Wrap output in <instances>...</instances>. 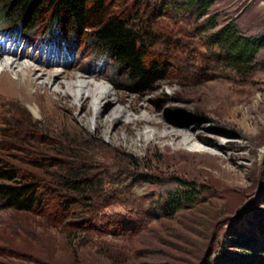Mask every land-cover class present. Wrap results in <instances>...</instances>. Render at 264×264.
<instances>
[{
    "label": "rangeland",
    "instance_id": "obj_1",
    "mask_svg": "<svg viewBox=\"0 0 264 264\" xmlns=\"http://www.w3.org/2000/svg\"><path fill=\"white\" fill-rule=\"evenodd\" d=\"M123 1L112 0V12L146 8ZM211 14L215 31L233 23L245 36L264 38V0H215ZM159 21L167 34L149 52L166 77L140 90L84 41L60 36L58 44L46 25L30 31L0 18L3 51L45 71L102 72L104 90L136 98L163 124L196 137L195 151L148 146L132 153L102 137L94 119L87 127L75 122L65 98L42 94L35 116L24 95L0 89V161L53 192L65 170L85 174L81 195L55 193L47 210L66 201L72 210H95L85 221L67 219L62 230L52 217L0 209V264H220L223 250L239 254L227 248L230 231L264 214V48L255 72L240 76L207 51L194 18ZM0 60L15 59L5 53ZM182 185L196 188L197 204L163 217L157 211Z\"/></svg>",
    "mask_w": 264,
    "mask_h": 264
},
{
    "label": "trees",
    "instance_id": "obj_2",
    "mask_svg": "<svg viewBox=\"0 0 264 264\" xmlns=\"http://www.w3.org/2000/svg\"><path fill=\"white\" fill-rule=\"evenodd\" d=\"M134 4L146 8L137 12L132 6L123 12H112L115 6L112 0H0V18L30 31L46 25L51 33L49 37L58 44L64 43L60 36L84 41L108 58L140 90H150L166 77L163 65L151 60L149 52L159 42L157 36L167 34L159 21L162 18L177 21L194 18L191 24L200 35H206L204 46L218 64L240 76L257 69L256 58L264 48V38L245 36L233 23L215 31L219 27L218 16L211 14L215 0H134ZM43 161L33 166L40 168ZM88 183L85 174L65 170L56 182L58 190L53 192L37 179L25 177L12 164L0 161V209L52 217L55 225L60 223L63 230L67 219L78 216L85 221V216L95 210H72L69 201L55 210H47L49 198L60 192L81 195ZM197 194L196 188L182 185L167 196L162 210L157 212L170 218L183 207L193 208ZM227 244V248L239 254L223 250L220 264H262L264 214L248 222V226L232 228Z\"/></svg>",
    "mask_w": 264,
    "mask_h": 264
},
{
    "label": "bare ground",
    "instance_id": "obj_3",
    "mask_svg": "<svg viewBox=\"0 0 264 264\" xmlns=\"http://www.w3.org/2000/svg\"><path fill=\"white\" fill-rule=\"evenodd\" d=\"M5 53L15 60H0V89L8 92L6 94L24 95L29 103H33L31 110L35 116H40L41 110L37 99L42 94L52 95L68 100L70 110L77 111L75 122L87 127L94 119L102 137H109L132 153L148 146L195 151L196 137L157 120L149 105L139 104L136 98L125 100L117 92L104 90V81L108 79L102 72L45 71L38 69L33 60L23 61L28 56L0 49V57ZM12 74L14 78H11Z\"/></svg>",
    "mask_w": 264,
    "mask_h": 264
}]
</instances>
